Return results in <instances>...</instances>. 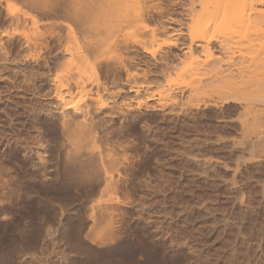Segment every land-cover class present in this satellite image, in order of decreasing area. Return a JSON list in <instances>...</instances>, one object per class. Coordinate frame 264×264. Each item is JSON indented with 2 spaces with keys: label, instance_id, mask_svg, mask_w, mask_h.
I'll return each mask as SVG.
<instances>
[{
  "label": "bare ground",
  "instance_id": "bare-ground-1",
  "mask_svg": "<svg viewBox=\"0 0 264 264\" xmlns=\"http://www.w3.org/2000/svg\"><path fill=\"white\" fill-rule=\"evenodd\" d=\"M30 64L32 67H28ZM148 64L156 66V70H150ZM6 81L10 85L0 86V104L9 91L31 89L33 95L48 96L51 105L43 111L25 110L35 124L33 135L28 136L22 134L21 126L20 131L15 128L19 122L16 114L11 116L5 107H0L5 114L0 119V147L4 144L0 149V218L7 221L23 196L16 184L15 168L8 163L14 154H20L25 163L37 161L40 166H33L32 171L41 173V178H75L87 190L90 187L96 191L89 190L92 196L100 194L99 199L93 197L97 203L91 201L90 209L87 205V217L86 213L82 216L89 225L85 238L106 252L116 251L122 247V225L131 224L134 202L138 201L135 196H139L140 170L135 161L147 153L139 122L148 127L166 110L170 114L178 108L239 101L243 105L238 121L244 128L242 133L249 138L245 144H250L245 150L254 148L257 154L264 150V0H0V82ZM5 125L8 129L2 130ZM256 147L261 148L255 150ZM49 159H54L52 164L46 163ZM201 162L208 165L211 161L204 158ZM230 184L226 190L234 192L231 198L238 203L244 194L236 181ZM122 192L128 200L119 195ZM202 208H193L198 217L215 219L217 214ZM156 210L157 218L148 221L146 227L152 239L160 242L166 222L178 211L167 209V213L164 209V214ZM142 218L139 216L137 222L146 225ZM227 220L228 225L240 221ZM226 225L223 224L225 228ZM260 228L259 233L264 230ZM221 242L228 249L227 241ZM70 244L71 248L76 246L74 242ZM259 245L255 251L263 247L261 244L257 250ZM176 248L170 246L167 252L174 253ZM223 248L213 251L221 256ZM245 249L250 251L247 246ZM74 250L75 254L81 251ZM250 254L241 259L248 261ZM253 259L252 263L257 260Z\"/></svg>",
  "mask_w": 264,
  "mask_h": 264
},
{
  "label": "rangeland",
  "instance_id": "rangeland-1",
  "mask_svg": "<svg viewBox=\"0 0 264 264\" xmlns=\"http://www.w3.org/2000/svg\"><path fill=\"white\" fill-rule=\"evenodd\" d=\"M179 17L181 18L178 14ZM227 35L230 36L229 34ZM171 49L175 52L178 51L176 47H171ZM144 63L142 64L144 65ZM28 67H32L31 64ZM147 67H150V70H156V66L154 67L153 64H148ZM21 68H24V66L18 69L20 70ZM8 84L10 85L9 81L0 82L1 87L8 86ZM26 90L9 91L6 94L8 96H5L6 100L0 104V107H5V112H11V116L16 114L15 116L18 117L19 122L16 123V127H13L20 131L19 127L21 126L22 134L28 136L33 135L31 133L35 129V124L32 122V118L27 117L25 110L31 111L33 108L36 111H43L51 104L48 96L43 97L44 95H42L40 97L41 94L38 96L36 94L33 95L31 89ZM180 95L178 97H181ZM242 105V102L234 100L216 105L202 104L198 108L194 107L184 110L178 108L177 112L170 114L167 113L168 110L160 112V116L155 117L158 120H153V124H149L151 126L146 124L148 127H144L145 123L141 122L142 125L139 122L138 126L143 127L144 130H142L144 136L141 131L143 147H145L144 143H146L145 149L148 153L144 155L148 157L147 159H143L146 157H140L141 159H137L139 161H135L138 162L137 166L139 169H137L140 170L138 176L139 196H135V199H138L139 202L134 199L136 202H134L135 207L131 217L132 220L130 221L131 224L123 220L125 224L123 223L122 225V247L112 252H106L101 247L99 248L98 244L91 243L92 240L88 238L90 242L85 238V234H87L85 232L86 230L88 231L89 225H86L87 220L86 218L83 220L82 216L87 212L86 210L88 209L86 207H88V204L90 209L91 201V203H97L93 201L95 197L99 199L98 196L100 194L97 192L98 196L96 194V196H92V189L89 187L87 190L86 185H82L77 179L76 183L75 178L61 176L59 179L52 181L47 178H41V173L32 171L33 166H40L36 160L25 163L21 158L22 155L14 154L11 157L13 160L10 159L11 161L7 162L11 164L12 169L15 168L13 172L17 176L16 184H18L17 186L22 191L23 196L21 197L22 200L20 199L21 202L19 203L18 201V203H15V207H12L10 220L7 219L6 221L0 218V264H200V262L202 264H209V262L211 264L217 262L222 264L224 261V263L227 262L226 258L228 257L232 259L231 264H236L237 262L241 264L243 261L246 262L244 264H264L262 263L264 259V232L262 233V231L264 230H260V233L258 231L260 226V229L264 228V224H262L264 223V193L262 194L264 192V155H261L264 150H260L261 153L259 154L261 156L257 154L258 152H254V148H250L253 151L245 150L249 148L250 144H245L249 138L244 135L245 133H242L245 131H242L244 128L242 125L240 126L238 121L240 117L238 115L242 112ZM3 114L0 112V119ZM7 125H5V128L1 127L3 128L2 130L8 129ZM2 145L0 149L4 147V144ZM258 148L256 147L255 150H259L261 147ZM201 158L210 160L209 166L207 164V166L202 165ZM48 161L46 163L52 164L54 159L52 161L49 159ZM232 180L237 182V186H240L241 195L243 196L244 194V197H241L244 202L241 204V200L238 203L233 201L232 190L228 189L230 192L226 190V187H231L230 183ZM71 185L73 188L70 187ZM74 187L78 188L74 189ZM90 189L91 191H89ZM122 194L123 192L119 193L121 196ZM228 194L231 195L230 198ZM123 195L126 196H122L123 198H127L126 194ZM121 196L120 198H122ZM89 197L92 199L89 200ZM231 199L232 201H230ZM233 203L236 204L234 205ZM142 205H145V207ZM194 206L203 210L205 207L208 210L210 209L209 211H212L214 215H218L210 214L215 219L217 217L216 221L222 215L225 223H218L220 222L219 220L223 221L220 217L217 223L213 217L203 218L202 220L201 216V218L198 217L199 214L196 215L198 213L197 210H193ZM182 207L184 210H182ZM189 207L192 208H190L192 211ZM156 209L162 210L163 213L165 210L168 213L170 209L178 211V213L172 215L174 218H169V220L171 219L170 222H166L165 229H163L164 231L162 230L164 234L162 232L160 235L162 242L156 241V238L153 240L150 230L146 227L149 223L148 221L157 218L155 217L156 212H158ZM144 211H147V214ZM151 214L154 215L152 216ZM227 214L228 220L224 218ZM125 215L128 218L127 216L129 215ZM147 215L148 217H145ZM79 216H81L80 219ZM139 216L140 218L143 216L142 223H146V225L137 222ZM84 217H87V213ZM234 218L236 219L234 220ZM226 220L235 222L240 220L239 223L241 222V225L239 223H235L234 225L236 226L231 224L234 229L236 227L233 233V227L231 228V225H228ZM223 224H227L228 226L226 225V227L228 229ZM65 225L68 226L67 229L65 228L66 230L63 229L66 227ZM240 226L242 227L240 228ZM241 229H244L246 236H243L242 233L244 232ZM82 230L83 232H81ZM81 233L84 234L82 235ZM236 234L239 235L236 236ZM156 237L158 236L156 235ZM247 237L250 240L246 239ZM164 238H166V241ZM242 238L244 239L242 240ZM228 240L230 244H227ZM176 241H178L179 245H176ZM181 241L183 242L180 243ZM250 241L254 242L251 243ZM70 242H74L77 248L76 246L71 248ZM220 242H225L228 249L223 248ZM246 242L250 243L247 244ZM259 243L257 250L263 244V247L261 246L258 250L260 252L263 248V253L260 256L259 254L262 251L260 253L255 251L256 245ZM69 244L70 246L68 247ZM251 244L254 245L252 246ZM180 245H183V247ZM229 245L234 249H231ZM170 246L177 247L175 249L177 251L174 252H177L176 254L167 252V248ZM245 246L250 251H246ZM218 248H221V250L223 248V255L220 252L221 256H218L216 255L217 252L213 251H221ZM74 249H77V251L81 250L80 253L78 251L80 256L78 253L75 254ZM229 249L232 250L231 253ZM251 251H255V253L253 252L252 254ZM226 252L229 253V256ZM243 252L246 255L251 253L253 256L250 254L252 257L249 256L250 259L248 261L243 260L241 259L242 257L246 259L245 254L242 256ZM238 253H240L239 256H242L240 259L238 258ZM214 255L216 256L214 257ZM232 255L235 256H233L235 259L232 258ZM253 258L259 259V262L255 259L256 261L252 263L254 261ZM219 259L222 260L220 261ZM229 259L228 262L230 261ZM236 259L238 260L236 261Z\"/></svg>",
  "mask_w": 264,
  "mask_h": 264
}]
</instances>
